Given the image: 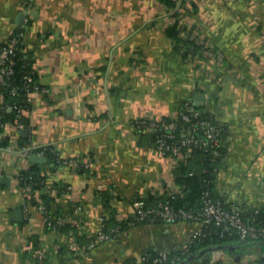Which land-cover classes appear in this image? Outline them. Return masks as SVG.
<instances>
[{"label":"crops","instance_id":"crops-1","mask_svg":"<svg viewBox=\"0 0 264 264\" xmlns=\"http://www.w3.org/2000/svg\"><path fill=\"white\" fill-rule=\"evenodd\" d=\"M172 12L163 0H0V44L23 27L21 49L47 90L35 92L24 113L26 131L0 129V141L8 135L15 150L1 156L9 174L0 170V264H122L147 248L184 245L198 223L135 224L71 255L74 234L47 227L35 204L41 189L69 185L49 194L86 237L83 248L111 212L101 192L112 195L115 219H136L135 198L175 187L176 167L132 123L175 118L188 100L227 127L216 195L245 209L264 206V0H191ZM177 21L195 43L167 35ZM25 144L49 146L54 156L25 160L15 149ZM70 158L76 167L63 164ZM37 164L48 183L31 199L17 174ZM217 254L237 260L224 249Z\"/></svg>","mask_w":264,"mask_h":264},{"label":"built area","instance_id":"built-area-1","mask_svg":"<svg viewBox=\"0 0 264 264\" xmlns=\"http://www.w3.org/2000/svg\"><path fill=\"white\" fill-rule=\"evenodd\" d=\"M189 2V0H186ZM23 33L12 35L8 42L0 46V118L5 116V105L2 104V89L7 85V76L13 72L14 60L10 57V54L21 48ZM27 102L33 101L35 92L39 91V87H32V76L27 75ZM16 87H12L10 92L15 94ZM43 91H47L42 88ZM14 109L17 112L16 120H6L0 123V126H13L18 129L25 127L23 121L24 113L29 109L25 106L15 104ZM134 130L139 134L145 131L154 132L156 134L155 148L163 156L169 157L175 163V167L189 155H191L192 147H201L204 151L210 152L214 157H221V148L225 146L224 138L221 135L219 127L211 120L202 117L201 112L194 107L191 100L184 103L177 117L175 118H161V119H136L133 123ZM17 154L22 156L25 160L32 155L45 156L44 151L41 150V146L33 144H25L19 147H15ZM14 150V147H1L0 146V170L5 174L8 172L5 161H2L1 156L6 151ZM15 151V150H14ZM79 160L76 158H70L63 161V164L76 167ZM9 174V172L7 173ZM19 181L23 182L22 176L17 174ZM23 184L31 189L32 194L30 198L36 193L33 183ZM48 193H61L71 189L69 185H59L57 188L48 186ZM161 193H167L172 198L176 196L178 190L176 188H163ZM36 209L43 214V220L46 225L56 229V226L67 223V219L62 215H54L50 212L45 205L44 201L38 199L36 202ZM134 207L136 210L137 220H150L154 221L156 218H161L167 223H173L177 219H181L185 222H195L200 225L197 232L193 236H199L202 234L205 226H210L212 223H218L222 226L223 230L239 234L241 240L245 239H261L264 238V232L262 227L255 222L253 217H247L244 207L238 204H232L228 209L222 205L221 201L213 199L209 192L204 191L202 195V207L198 211H175L174 207L170 204V201H159L156 206L146 205L144 197H137L134 200ZM258 207L254 209V213H257ZM102 223V230L98 233L96 238H91L86 247H81L75 240V236L71 235L69 241L66 243V249L71 255H77L79 252H86L98 245L99 242L107 241L111 238V233L104 230V218ZM79 225V224H78ZM79 230L83 233L85 228L80 224ZM117 230V229H116ZM114 229L111 232L116 231ZM86 232V231H85ZM192 236V237H193ZM191 239V238H190ZM189 239V240H190ZM188 240V241H189ZM187 241V242H188ZM221 249H210L204 257L191 258L188 264H227L224 259L218 258V252ZM235 259L239 255V259L232 264H264V253H235ZM169 251L161 252V256L157 258V261L165 262L164 264H178L180 256H174L172 259L169 257ZM143 257H139L136 263H140ZM167 260V261H166ZM223 261V262H222ZM135 262H127L126 264H136Z\"/></svg>","mask_w":264,"mask_h":264},{"label":"trees","instance_id":"trees-1","mask_svg":"<svg viewBox=\"0 0 264 264\" xmlns=\"http://www.w3.org/2000/svg\"><path fill=\"white\" fill-rule=\"evenodd\" d=\"M167 6L172 10L173 15H178L179 11L182 10L186 0H163ZM24 28L19 27L14 31L13 35L18 33H23ZM182 27L179 25V22H175L173 25L166 28L167 35L176 41V43H195V41L185 39L182 35ZM5 43H1L0 46ZM1 48V47H0ZM22 48V46H21ZM21 48H18L16 51L10 54V57L14 60L13 63V72L7 76V85L2 89V104L5 105V111L2 118H0V123H3L6 120L14 121L17 117V112L14 109V105H22L27 108L30 107L31 102H27V89L26 85L28 83L26 76H32L33 81L31 83L32 87L35 88L38 86L39 90L43 88V85L39 82V74L37 68L35 67V61L28 59ZM12 87H16L15 94L10 92ZM1 104V103H0ZM203 118L205 114L201 112ZM211 120L216 124L223 138L227 133V127L224 124ZM5 127L2 126L1 127ZM148 135L147 139L155 146L156 145V134L154 132L143 133L142 135ZM11 138L6 135L1 141V147H10ZM41 150L44 151L46 157L52 160L53 153L49 146L41 147ZM227 148L226 145L221 148L222 155L221 157H214L210 152L204 151L201 147H192L191 155L186 157L176 168V177H175V187L178 190L176 196L172 198L167 193H162L159 197H154V194L151 193L148 196L144 197L146 200V205L156 206L159 201H170V204L174 207L175 211H198L202 207V195L204 191L209 192L210 196L217 200L221 201L222 205L226 208H230L232 204L227 203L223 198H220L216 195L214 189V179L217 173V169L221 159L226 154ZM50 168V167H49ZM43 166L37 164L27 168H23L19 171L20 176L27 181V183H33L34 188L39 190L48 182V173ZM22 182V184H23ZM40 198L44 201L48 210L54 215H59L60 212L57 211L54 205V197L49 193L43 192L40 190ZM100 197L108 208L111 209L109 215L106 216L104 223V230L111 233V237H116L119 232L131 228L135 224H148V223H165L161 218H156L154 221L150 220H137V219H127L119 222L114 217L112 207L110 206V200L112 195L107 191H103L100 194ZM157 196V195H156ZM246 210V211H245ZM258 212L254 213V209H244L247 217H253L255 222L262 227L264 232V206L258 207ZM184 222L181 219H177L173 223ZM47 227L52 228L47 225ZM57 230L62 232H67L68 234L73 233L75 240L79 243H82V239L86 238L85 236L78 235L76 228L71 226L68 222L63 225L56 226ZM114 229L116 231L111 232ZM89 240V239H88ZM264 238L261 239H245L241 240L237 232L229 233L223 230L222 226L218 223H212L210 226H205L202 231V234L199 236H193L191 239L186 242L184 245L172 249L169 251V257L171 259L174 256H180L178 264H188L191 258L194 257H204L210 249H224L233 253H245L251 248H264ZM226 246H233L232 249L225 248ZM203 254L201 255V253ZM161 256V251L155 248H147L143 251L142 257L143 260L140 263H136V258L128 259L122 264L127 262H135L136 264H164L165 262L157 261V258ZM167 261V260H166Z\"/></svg>","mask_w":264,"mask_h":264},{"label":"water","instance_id":"water-1","mask_svg":"<svg viewBox=\"0 0 264 264\" xmlns=\"http://www.w3.org/2000/svg\"><path fill=\"white\" fill-rule=\"evenodd\" d=\"M21 23V22H20ZM202 97V95H200L199 93H197L196 95H195V98H201ZM27 129L26 128H23V129H21V132H23V131H26ZM37 156L36 155H32L31 157H30V159H31V161H35L37 158H36ZM264 246V245H263ZM225 248H227V249H232L233 248V246H226ZM203 254V252L201 253V255ZM200 257V256H199ZM240 257H239V255L237 256V259H239Z\"/></svg>","mask_w":264,"mask_h":264},{"label":"rangeland","instance_id":"rangeland-1","mask_svg":"<svg viewBox=\"0 0 264 264\" xmlns=\"http://www.w3.org/2000/svg\"><path fill=\"white\" fill-rule=\"evenodd\" d=\"M190 2H191V0H189V2L186 1V2L184 3V5L189 4ZM184 5H183V6H184ZM46 193H48V192H46Z\"/></svg>","mask_w":264,"mask_h":264}]
</instances>
